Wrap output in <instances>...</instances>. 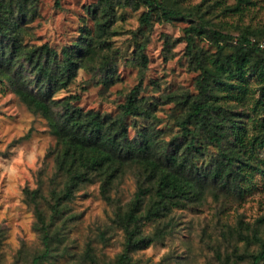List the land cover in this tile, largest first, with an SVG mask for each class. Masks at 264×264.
<instances>
[{
	"label": "trees",
	"instance_id": "obj_1",
	"mask_svg": "<svg viewBox=\"0 0 264 264\" xmlns=\"http://www.w3.org/2000/svg\"><path fill=\"white\" fill-rule=\"evenodd\" d=\"M38 1L0 0V82L28 109L42 115L55 137V169L48 194L42 192V180L35 189L25 190L42 243L30 264H42L54 256L63 236L57 221L62 220L65 204L87 182L99 180L102 195L108 197L110 186L127 168L136 170L137 189L118 215L123 248L110 263L134 264L133 252L170 232L165 219L173 207L200 202L208 193L241 197L255 175L264 174V157L259 153L264 149L263 29L245 27L235 36L221 25L201 20L185 26L184 54L189 68L197 72L194 91L166 96L163 102H171L173 112L171 127L162 129L157 112L164 103L143 95L141 80L129 89L115 114L79 106L77 94L61 98L56 94L68 90L79 68L95 62L107 49L104 44L116 21V7L145 8L139 17L140 32L154 18H192L193 12L178 0H97L87 9L93 29L83 25L77 41L57 50L47 42L26 38ZM250 2L236 0L224 10L240 13ZM196 38L207 41L212 51ZM176 41L164 36V52ZM136 45L144 65V43L139 39ZM144 120L147 124L139 127ZM130 127L136 129L132 135ZM211 146L217 152L206 157ZM147 221L155 224L151 234L143 233ZM261 227L264 215L252 226L246 223L221 264H242L245 258L248 264H264ZM239 241L245 243L242 251L237 250ZM84 257L98 264L92 248H86Z\"/></svg>",
	"mask_w": 264,
	"mask_h": 264
},
{
	"label": "rangeland",
	"instance_id": "obj_2",
	"mask_svg": "<svg viewBox=\"0 0 264 264\" xmlns=\"http://www.w3.org/2000/svg\"><path fill=\"white\" fill-rule=\"evenodd\" d=\"M97 0H39L37 15L29 22L34 43L47 42L60 50L79 39L80 29H93L92 14L87 11ZM236 0H178L192 18L165 21L154 18L150 27L139 31V17L144 7H116V21L97 60L79 68L76 80L68 90L56 97L79 95L75 101L83 108L115 114L126 93L141 80L143 95L159 98L182 91H194L197 72L189 68L184 54L183 28L195 21L219 26L237 36L241 29L264 30V0H251L242 12H230L224 7ZM142 33V34H141ZM164 36L172 44L164 52ZM144 43L139 56L136 42ZM264 39V38H263ZM209 48L207 41L196 38ZM210 51H212L210 49ZM166 54V56H165ZM160 128L171 127L169 119L173 104H159ZM139 127L146 121H140ZM136 132L130 127L131 135ZM54 144L47 120L19 101L5 82H0V264H30L42 248L34 228L33 204L25 190H32L42 180V192L48 194L54 173ZM217 148L209 147L208 154ZM264 157V149L259 151ZM100 181L87 182L75 191L65 204L62 220L57 221L62 243L54 256L42 264H90L84 257L92 248L98 264L113 263L124 244V232L118 215L127 208L137 187L136 170L132 167L120 175L104 197ZM264 215V174H256L241 197L208 193L197 203L173 207L169 220L170 232L132 253L134 264H221L226 253L234 248L238 231ZM154 223L145 222L143 233L151 234ZM229 230H234L230 234ZM264 236V227H261ZM103 233V238L100 234ZM245 246L239 241L238 251ZM250 249H255V245ZM245 258L241 263L248 264Z\"/></svg>",
	"mask_w": 264,
	"mask_h": 264
},
{
	"label": "built area",
	"instance_id": "obj_3",
	"mask_svg": "<svg viewBox=\"0 0 264 264\" xmlns=\"http://www.w3.org/2000/svg\"><path fill=\"white\" fill-rule=\"evenodd\" d=\"M260 46H261V47H264V41H262V42L260 43Z\"/></svg>",
	"mask_w": 264,
	"mask_h": 264
}]
</instances>
